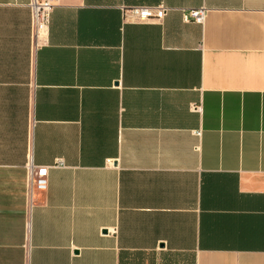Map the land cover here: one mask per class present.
<instances>
[{
    "label": "crops",
    "instance_id": "0c3cea01",
    "mask_svg": "<svg viewBox=\"0 0 264 264\" xmlns=\"http://www.w3.org/2000/svg\"><path fill=\"white\" fill-rule=\"evenodd\" d=\"M28 3L0 0V264H264V0H60L36 49Z\"/></svg>",
    "mask_w": 264,
    "mask_h": 264
},
{
    "label": "built area",
    "instance_id": "2783aa9c",
    "mask_svg": "<svg viewBox=\"0 0 264 264\" xmlns=\"http://www.w3.org/2000/svg\"><path fill=\"white\" fill-rule=\"evenodd\" d=\"M60 0H29L32 25V45L33 48L41 46L47 41L51 23L52 12ZM171 9L165 5L147 6L139 5L123 7L124 22L148 23L161 22L168 15ZM186 21L202 22L204 11L192 9L189 13H184ZM30 188L34 191L44 192L48 187V167H29Z\"/></svg>",
    "mask_w": 264,
    "mask_h": 264
}]
</instances>
